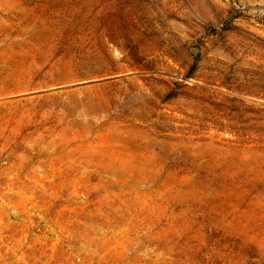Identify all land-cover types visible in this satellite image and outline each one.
Returning <instances> with one entry per match:
<instances>
[{"label":"rangeland","instance_id":"1","mask_svg":"<svg viewBox=\"0 0 264 264\" xmlns=\"http://www.w3.org/2000/svg\"><path fill=\"white\" fill-rule=\"evenodd\" d=\"M0 264H264V20L0 0Z\"/></svg>","mask_w":264,"mask_h":264},{"label":"built area","instance_id":"2","mask_svg":"<svg viewBox=\"0 0 264 264\" xmlns=\"http://www.w3.org/2000/svg\"><path fill=\"white\" fill-rule=\"evenodd\" d=\"M232 3L235 10L239 13H245L258 20H264V3L258 0H225Z\"/></svg>","mask_w":264,"mask_h":264},{"label":"crops","instance_id":"3","mask_svg":"<svg viewBox=\"0 0 264 264\" xmlns=\"http://www.w3.org/2000/svg\"><path fill=\"white\" fill-rule=\"evenodd\" d=\"M259 2H261V3H264V0H258Z\"/></svg>","mask_w":264,"mask_h":264}]
</instances>
